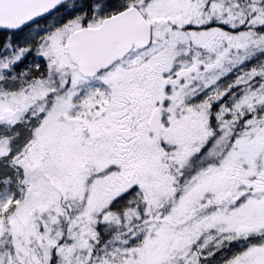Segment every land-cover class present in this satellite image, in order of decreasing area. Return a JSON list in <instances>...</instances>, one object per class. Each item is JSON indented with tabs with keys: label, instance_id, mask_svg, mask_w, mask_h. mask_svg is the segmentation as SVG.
<instances>
[{
	"label": "snow or ice",
	"instance_id": "snow-or-ice-1",
	"mask_svg": "<svg viewBox=\"0 0 264 264\" xmlns=\"http://www.w3.org/2000/svg\"><path fill=\"white\" fill-rule=\"evenodd\" d=\"M0 264H264V0H0Z\"/></svg>",
	"mask_w": 264,
	"mask_h": 264
}]
</instances>
